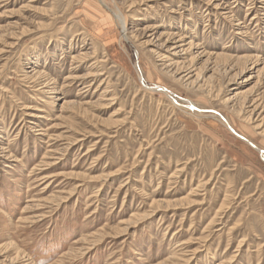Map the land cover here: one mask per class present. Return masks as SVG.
<instances>
[{
  "label": "rangeland",
  "instance_id": "obj_1",
  "mask_svg": "<svg viewBox=\"0 0 264 264\" xmlns=\"http://www.w3.org/2000/svg\"><path fill=\"white\" fill-rule=\"evenodd\" d=\"M256 148L264 0H0V264H264Z\"/></svg>",
  "mask_w": 264,
  "mask_h": 264
},
{
  "label": "bare ground",
  "instance_id": "obj_2",
  "mask_svg": "<svg viewBox=\"0 0 264 264\" xmlns=\"http://www.w3.org/2000/svg\"><path fill=\"white\" fill-rule=\"evenodd\" d=\"M116 15V17H117V19H118V21L120 22V25L122 26V28L123 29H125V27H126V23H125V20H124V18H123V16L122 15H120V14H115ZM171 32V31H170ZM80 35V34H79ZM168 39H172V38H169V37H167V41H168ZM191 40V39H190ZM170 42V41H169ZM166 43V42H165ZM172 43V42H171ZM176 43H174V45H173V51L175 50V51H178V50H180V52H182V53H184V54H187L186 52H188L189 50H181V47H175L176 45H175ZM190 49L191 48H193L194 47V44L193 43H190ZM183 47V46H182ZM187 49V48H186ZM183 54V55H184ZM174 56H178L177 54H175ZM71 76H69L68 77V79H72V78H70ZM192 104H194V103H192ZM192 108L195 106H193V105H191V104H189ZM28 110V109H27ZM41 112V111H40ZM38 118V117H37ZM41 118V117H40ZM225 122H226V124H227V126L230 128V130H232V132H234V130H233V128L231 127V124H230V122L229 121H227V120H225ZM237 134V133H236ZM258 151H260L261 153H264V151L263 150H261V149H259V148H256ZM91 205V204H90ZM2 216H6V213L4 212V213H2ZM17 256H21V253H17Z\"/></svg>",
  "mask_w": 264,
  "mask_h": 264
}]
</instances>
